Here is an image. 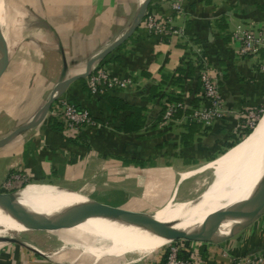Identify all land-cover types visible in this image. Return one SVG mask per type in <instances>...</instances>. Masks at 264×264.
Masks as SVG:
<instances>
[{"label":"crops","instance_id":"crops-1","mask_svg":"<svg viewBox=\"0 0 264 264\" xmlns=\"http://www.w3.org/2000/svg\"><path fill=\"white\" fill-rule=\"evenodd\" d=\"M143 1L25 0L32 17L26 20V31L8 32L0 108L1 86H10V73L19 70L24 93L40 90L21 115L31 113L29 118L18 126L31 120L58 84L86 72L91 57L129 30ZM171 2L150 0L147 13L167 18L175 32L156 35L141 20L102 59L111 73L129 80L128 86L91 94L87 76L70 82L35 125L0 146V176L19 172L52 182L38 184L132 210L149 202L188 198V168L217 158L244 132L250 116L262 111L264 74L259 58L240 55L233 34L264 24V0H181L180 11L173 10ZM202 68L218 80L222 99L223 113L210 125L188 120L190 110L204 103ZM60 101L86 108L96 124L76 132L63 129L51 114ZM169 101L182 102L185 108L164 122L162 113ZM260 216L235 238L202 244L197 250L201 264H235L237 256L264 253ZM162 254L139 264H162ZM0 264L51 263L2 256Z\"/></svg>","mask_w":264,"mask_h":264},{"label":"bare ground","instance_id":"bare-ground-1","mask_svg":"<svg viewBox=\"0 0 264 264\" xmlns=\"http://www.w3.org/2000/svg\"><path fill=\"white\" fill-rule=\"evenodd\" d=\"M11 21L5 0H0V26L6 45L9 42ZM260 118L262 121L259 120L255 131L251 132L245 141L231 148L216 162L194 170L196 172L208 167L213 169V178L202 194L179 203L172 198L161 211L153 212L154 216L158 220L175 223V227L180 229L206 234L220 226V231L226 234L231 224L227 219L232 214L236 202L246 198L254 185L264 179V114ZM18 194L21 202L27 207L46 214L94 201L72 191L46 184L29 183L19 189ZM12 211L11 208L0 205V238H13L12 233L16 231H66L71 239L63 241L64 244L57 248V253L72 247L89 255L94 262L108 258L126 259L129 264L138 263L148 256L152 257L163 246L173 241L145 224L96 217L73 226L55 227ZM263 213L264 196L253 203V219L248 225ZM76 261L72 260L70 264Z\"/></svg>","mask_w":264,"mask_h":264},{"label":"rangeland","instance_id":"rangeland-1","mask_svg":"<svg viewBox=\"0 0 264 264\" xmlns=\"http://www.w3.org/2000/svg\"><path fill=\"white\" fill-rule=\"evenodd\" d=\"M5 3L8 7V11L10 12V19L12 20L11 21L12 26L10 28L12 35L18 33V31H26V29L29 26V21L31 20L32 15L30 14L28 8H26L27 4L25 5V0H5ZM145 14H148L147 10ZM27 19L29 20L28 22L26 21ZM16 41L17 40H15V42ZM9 77L11 79L10 82L14 84V86H11L12 84L10 86L9 85L1 86L2 89H1V108H0V138L7 135L11 130H13L19 124L27 121L31 113L27 114L25 117L21 115L31 108L32 102L30 101L36 98L40 94V90H35L32 95L30 93H24V91L22 90L23 88L22 89L20 88L21 87L20 78L22 79L23 75L22 76L20 75L19 70L11 72ZM42 80L43 82L47 81L45 77ZM263 108H264V104L262 105V109ZM260 114H262L261 116H263L264 109L262 111L259 110L255 114L252 125L248 124L244 132L241 133L238 137H235V139L231 143V146L234 145L236 142H238L240 139L241 141L236 143L233 148H235L240 143L245 141V139L248 138L247 136L249 134L248 135L246 134L250 130H252L253 132L255 131L260 121H262V119L259 118ZM14 116H16V118H14ZM226 149L227 148H225L222 152H220L221 155L218 154L217 155L218 157L216 156L217 158L215 159L211 158L210 160L204 163L188 168V198L189 199H194L198 195L202 194L207 189L208 184L210 183L214 175L213 169L211 167L196 172L194 170L205 167L208 163L216 162L221 156H223L225 153L229 151L228 149L227 150ZM36 182L52 183L49 180H33L15 171H10L6 174L5 172H2L0 176V192L19 190L29 183L38 184ZM186 199L187 198L176 199V203L182 202L183 200ZM165 202L157 203V204L156 203L149 204L150 203L149 202L148 204L143 206L138 205L136 208L139 211L159 212L164 208V206L167 204V202H169V200L166 203ZM263 217L264 214L262 215L261 218ZM250 228L251 227L248 226L246 227V230H249ZM238 233L239 231L233 233L232 235H230L229 238H235L236 236H238ZM12 235L15 241L0 240V242L2 243L0 245V257L4 256L8 258L9 257L10 258H44L47 259L51 264H70L72 260H77L73 264H94L93 258H90L89 255L87 254L85 255L82 253V251L78 249H73L72 247H70L69 249H65L61 253H57L58 250L57 248H59L64 244L63 241H69L71 239L68 232L66 231H61L57 233L54 232L48 233L40 230H36V231L26 230V231L13 232ZM175 242H178L177 239L163 246L158 252H164L168 250V248L172 246ZM202 244H207V243H200V245ZM35 249L40 251V253ZM41 251H43L44 254ZM149 258H151V256H148L143 260L139 261L138 264L141 262L148 261ZM108 261H112L110 262V264L111 263L118 264V262L123 264L124 262H127L126 259L113 261L108 258H105L103 260L98 261V263L106 264Z\"/></svg>","mask_w":264,"mask_h":264},{"label":"built area","instance_id":"built-area-1","mask_svg":"<svg viewBox=\"0 0 264 264\" xmlns=\"http://www.w3.org/2000/svg\"><path fill=\"white\" fill-rule=\"evenodd\" d=\"M171 6L173 10L180 11L181 0H172ZM142 20L148 30L156 35H166L175 32L168 24L167 18H157L152 14H145ZM233 39L239 44L240 55H251L259 58V70L264 74V56L261 57V53H264V24L238 29L234 32ZM199 81L200 96L203 98L204 103L190 110L188 120L203 125H210L223 113L218 80L209 69L202 68L199 72ZM86 82L88 91L91 94L121 89L129 84V80L121 79L111 73L102 63V59L93 63L86 77ZM184 108L185 104L182 102H166L162 120L164 122L171 121L175 114ZM51 114L62 124L65 130L76 132L96 124L86 108H81L66 101H60V103L55 104ZM254 116H250L249 125L253 124ZM177 241L168 248L162 264H201V256L197 254L201 242L185 239H177ZM181 251H185L186 255L181 256ZM235 258V264H264V254L259 251Z\"/></svg>","mask_w":264,"mask_h":264},{"label":"water","instance_id":"water-1","mask_svg":"<svg viewBox=\"0 0 264 264\" xmlns=\"http://www.w3.org/2000/svg\"><path fill=\"white\" fill-rule=\"evenodd\" d=\"M149 2L150 0H144L140 4L136 12L134 21L130 26L129 30L123 33L119 38H117L112 44H110L98 55L93 56L89 59L86 72L67 78L63 80L60 84H58V86L55 88L54 93L36 111L31 120H29L25 124L18 126L7 135L0 138V146L6 144V142L14 138L21 131L26 130L35 125L38 120L46 113L49 106L62 94L63 90L66 89L70 82L81 77L87 76L94 62L99 59H103L109 52L118 47L119 44L122 43L137 28L146 13ZM7 64L8 53L6 41L4 38L2 27L0 26V75L6 68ZM250 134L251 133H249V135ZM18 192L19 190L0 192V205L11 208L13 210L12 212L20 216H25L36 221H41L55 227L73 226L80 224L89 218L102 217L134 224H145L154 229L156 232L167 236L172 240L185 239L201 243H219L229 238L230 235H232L233 233L241 231L246 226H248L249 222L252 221V205L264 196V179L260 180L254 185L251 193L246 198L240 199L236 202L232 214L227 219V221H230L231 224L226 234L220 231V226L206 234L190 229H180L175 227V223L158 220L154 216L153 212L120 208L97 201H91L88 204L55 212L52 214H46L38 210L30 209L25 204H23L20 200ZM0 240L15 241L14 238L10 237H2L0 238ZM38 252L40 253V251Z\"/></svg>","mask_w":264,"mask_h":264},{"label":"trees","instance_id":"trees-1","mask_svg":"<svg viewBox=\"0 0 264 264\" xmlns=\"http://www.w3.org/2000/svg\"><path fill=\"white\" fill-rule=\"evenodd\" d=\"M263 109H264V108H263ZM263 109H262V110H263ZM261 115H262V114L259 115V118L261 117ZM251 131H252V130H250L246 135H248L249 133H251ZM246 135H244V136H246ZM239 141H241V139H240ZM239 141H238V142H239ZM238 142H236V143H238ZM236 143H235V144H236ZM235 144L232 145V146H231V144H227V146L229 147L228 150L231 149V148H233V147L235 146ZM211 161H212V160H211ZM166 254H167V250L163 252L162 257H161L162 259H161L160 263H163V261L165 260Z\"/></svg>","mask_w":264,"mask_h":264}]
</instances>
